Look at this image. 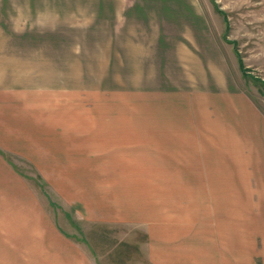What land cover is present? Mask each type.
I'll use <instances>...</instances> for the list:
<instances>
[{"label":"rangeland","instance_id":"obj_1","mask_svg":"<svg viewBox=\"0 0 264 264\" xmlns=\"http://www.w3.org/2000/svg\"><path fill=\"white\" fill-rule=\"evenodd\" d=\"M118 1V34L122 9L136 3L193 22L200 60L213 56L214 66L193 75L195 86L203 92L209 80L212 99H247L264 116V0ZM112 2L0 0L1 33L38 38L40 57L38 74H0L2 84L34 87L16 103L33 130L24 127L23 139L0 147V264L262 260L258 247L247 255L239 245L230 251L235 261L226 260L219 227L224 211H264V150H193L191 139L145 130L138 106L128 131L129 105L152 98L144 89L151 80L126 64L145 43L105 34L112 27L100 9ZM47 50L55 53L53 67ZM216 108L212 115L222 114ZM249 238L246 245L257 243Z\"/></svg>","mask_w":264,"mask_h":264},{"label":"crops","instance_id":"obj_2","mask_svg":"<svg viewBox=\"0 0 264 264\" xmlns=\"http://www.w3.org/2000/svg\"><path fill=\"white\" fill-rule=\"evenodd\" d=\"M120 7L119 1L115 0L108 4L107 8L100 9L102 19H109L111 22L109 24L112 27L111 31H105V34H111L112 41L119 33L114 26L119 22L117 20L122 18L117 17ZM122 10L127 18L122 19L123 31L118 34L119 42L145 43L143 47L135 49L132 55L126 57L127 67L132 70L131 73L150 78V84H144V89L152 96L150 100L146 99L144 104L135 105L133 102V105H129L128 131L132 132L136 128L135 108L138 106L142 107L141 117L145 130L151 133L159 132V138L191 139L193 150H264V116L256 105L247 99L224 100V97L212 99L210 93L205 92L210 89L209 80L203 83V92L193 83L195 73L208 75L210 71H214L213 56L207 55L204 57L207 61H201L199 52L201 46L199 47L195 39L193 22L185 20L186 17L178 20L177 16L164 14V9L154 14L146 12L145 7L137 3L135 6L127 5ZM135 26L138 28H134ZM202 31L205 30L199 31V34L203 35ZM1 32L0 30V74H23L25 68L28 69L27 74H38L34 70L40 65L39 47L35 45L39 41L38 38ZM46 58L48 61L51 60L52 66L50 62L49 66L53 67L55 53L47 50ZM205 79L204 77V81ZM184 86L187 87L186 90ZM24 91H34V87L27 85L25 88L23 84L18 83H0V147L10 149L12 143L9 140L23 139L26 131L24 124L32 121V118L30 121H24V107H21L22 101L18 100L24 95ZM26 95L33 99L34 94ZM38 95L36 94V97ZM48 97L55 100L54 94L49 93ZM18 102L21 104H16ZM31 102L33 104V100ZM36 104H39V98H36ZM38 106L36 108L39 109ZM216 106L222 108L220 110L222 114L217 116L212 115V110L214 108L217 110ZM31 108H34V105ZM249 110L254 115L251 121L246 114ZM26 128L28 131L34 127ZM220 193L227 195L226 190H221ZM248 213L254 217L247 216ZM220 216L225 224L219 227V233L224 236L223 244L229 250L228 254L225 252L222 254L226 260L235 261L236 253L232 254L230 251L233 245H239L241 251L247 255L253 247H258L262 260L254 264H264V224L261 221L264 218V211L231 210L222 212ZM249 218L256 221L248 222ZM214 229L217 230V227ZM233 236L239 242L235 239L232 241ZM249 236L251 242L255 240L257 243L246 245L249 243L247 241ZM212 238L210 242L216 247L215 238Z\"/></svg>","mask_w":264,"mask_h":264}]
</instances>
